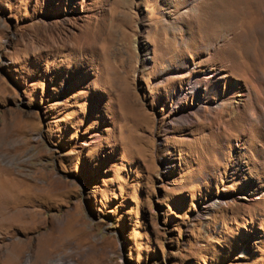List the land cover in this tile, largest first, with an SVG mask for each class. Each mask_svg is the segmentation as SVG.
<instances>
[{
  "label": "rangeland",
  "instance_id": "374dc122",
  "mask_svg": "<svg viewBox=\"0 0 264 264\" xmlns=\"http://www.w3.org/2000/svg\"><path fill=\"white\" fill-rule=\"evenodd\" d=\"M0 264H264V0H0Z\"/></svg>",
  "mask_w": 264,
  "mask_h": 264
},
{
  "label": "bare ground",
  "instance_id": "6f19581e",
  "mask_svg": "<svg viewBox=\"0 0 264 264\" xmlns=\"http://www.w3.org/2000/svg\"><path fill=\"white\" fill-rule=\"evenodd\" d=\"M58 262H60V260H58Z\"/></svg>",
  "mask_w": 264,
  "mask_h": 264
}]
</instances>
